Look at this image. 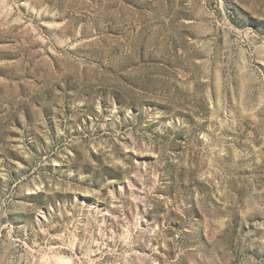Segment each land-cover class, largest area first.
I'll list each match as a JSON object with an SVG mask.
<instances>
[{
  "label": "rangeland",
  "instance_id": "obj_1",
  "mask_svg": "<svg viewBox=\"0 0 264 264\" xmlns=\"http://www.w3.org/2000/svg\"><path fill=\"white\" fill-rule=\"evenodd\" d=\"M0 264H264V0H0Z\"/></svg>",
  "mask_w": 264,
  "mask_h": 264
}]
</instances>
